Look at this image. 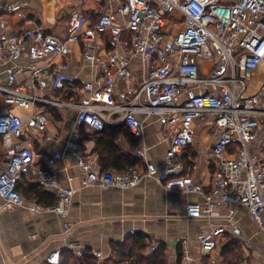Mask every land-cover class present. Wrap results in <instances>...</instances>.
<instances>
[{"label": "built area", "instance_id": "1", "mask_svg": "<svg viewBox=\"0 0 264 264\" xmlns=\"http://www.w3.org/2000/svg\"><path fill=\"white\" fill-rule=\"evenodd\" d=\"M24 7V2L0 0V28L8 26L12 15L22 18ZM62 15L68 18L64 40L41 28L20 34L0 32V66H6L0 101L8 107L33 109L27 121L12 111L0 110V138L5 150L0 210L22 207L32 214L66 216L74 203L75 189L62 187L54 170L55 161L64 152L52 151L47 167L36 168L40 154L23 140L27 128L47 129L44 105L49 104L75 108L79 124L99 130L112 121L106 113L115 112L121 113L126 126L137 135L144 132L139 112L175 129L161 167L146 159L145 170L139 166L124 171L97 170L93 160L81 154L79 144L68 140L67 146L84 170L85 186L127 189L142 179H153L169 190L203 194V200L187 202L188 218L221 216L218 208L223 204L244 206L264 231V162L249 150L264 120V0H125L117 12L103 11L85 28L80 11ZM167 20L173 29L166 26ZM76 43L82 45L84 64L99 67V78L82 82L85 95L78 102L40 96L39 88L62 89L66 82L75 80L53 63L38 66L35 61L66 57ZM25 55L27 64L9 63ZM131 58L139 59L141 76ZM24 68L32 71L31 85L18 82L17 74ZM122 81L127 83L123 89ZM209 117L216 166L211 187L205 192L201 183L184 173L177 157L193 143L194 121ZM138 154L145 157L143 149ZM30 174L39 186L57 189L54 206L27 199L19 191L22 177ZM231 214L223 224L199 232L202 252L214 250L224 236L243 237ZM101 255L96 252V256ZM190 256L189 243L183 240L181 264H188ZM46 259L59 264V251Z\"/></svg>", "mask_w": 264, "mask_h": 264}, {"label": "crops", "instance_id": "2", "mask_svg": "<svg viewBox=\"0 0 264 264\" xmlns=\"http://www.w3.org/2000/svg\"><path fill=\"white\" fill-rule=\"evenodd\" d=\"M24 2V16L12 15L8 26L0 28L20 34L26 30L41 28L64 40L68 34V18L65 11H80L87 27L96 22L103 11L117 12L125 0H6ZM106 49L109 50L107 38ZM126 54V51L121 50ZM136 73L141 76L139 59L131 58ZM9 63L27 64L26 55ZM38 66L53 63L54 66L77 81L62 89L39 88L42 97L78 102L85 95L82 82L98 79L99 67L88 66L82 60V45L74 44L72 52L66 57L45 58L35 61ZM5 65L0 66V81L5 79ZM32 71L24 68L17 74L18 82L31 85ZM127 83L120 82L123 89ZM0 101V110L12 111L24 121L31 116L33 109L8 107ZM48 124L45 131L27 128L23 140L25 144L40 154L35 167H47V159L52 151L62 150L64 156L54 163V170L62 187L75 189L74 203L66 216L57 213L32 214L27 208L0 210V264H50L48 255L59 251V264H131L130 251L134 252L130 238L136 233L148 236L149 246L146 256L158 249L161 243L166 246L165 264H181L183 259V240L189 243L190 260L188 264H227L222 251L228 241L235 239L241 245L239 264L264 262V231L258 227L248 209L244 206L229 207L220 205L221 216L207 218H188V201L203 200V194L188 193L182 190H169L153 179H142L132 188L87 187L84 183V170L79 158L67 146L72 140L80 146L83 156L91 158L95 168L100 171H123L129 162L145 170L146 159L161 167L166 150L175 134L174 127L162 125L155 116L139 112L137 117L143 122V134L137 135L126 126L120 112L110 115L112 121L99 130L77 121V110L71 107L44 105ZM211 119L195 120L196 129L193 143L186 152L177 157L184 165V173L194 177L209 191L215 170ZM47 136H51L48 139ZM145 151V157L138 150ZM252 154H258L264 162V120L259 133L250 144ZM4 145L0 138V172L5 168ZM119 166V167H118ZM122 169V170H121ZM19 191L27 198L45 206H54L57 189L38 185L35 175L23 176ZM2 200L0 198V207ZM232 212V214H231ZM231 214L239 224L243 237L224 236L209 253L202 252L199 232L227 221ZM69 227V230L66 228ZM79 251L82 255H79ZM101 252V256H96ZM250 260V263L248 261Z\"/></svg>", "mask_w": 264, "mask_h": 264}, {"label": "trees", "instance_id": "3", "mask_svg": "<svg viewBox=\"0 0 264 264\" xmlns=\"http://www.w3.org/2000/svg\"><path fill=\"white\" fill-rule=\"evenodd\" d=\"M78 84L77 81L73 83L66 82V86H71L72 84ZM129 166H136L135 162H129ZM119 167V166H118ZM122 170V169H121ZM124 171V170H123ZM130 244L133 245V251L129 253V259L131 264H165L166 262V246L165 243H161L157 250L152 252L150 255L146 256L144 251L149 246L148 236L143 233H136L130 238ZM241 245L240 243L232 239L223 248V255L225 256V261L227 264H239V259L241 258Z\"/></svg>", "mask_w": 264, "mask_h": 264}, {"label": "rangeland", "instance_id": "4", "mask_svg": "<svg viewBox=\"0 0 264 264\" xmlns=\"http://www.w3.org/2000/svg\"><path fill=\"white\" fill-rule=\"evenodd\" d=\"M166 26H170L172 27V29L174 28V26L171 24V21L170 20H167V23H166ZM180 27H182V24L176 28V30H178ZM258 225V224H257ZM259 227V226H258ZM260 228V227H259ZM248 263H250V260L248 261Z\"/></svg>", "mask_w": 264, "mask_h": 264}]
</instances>
